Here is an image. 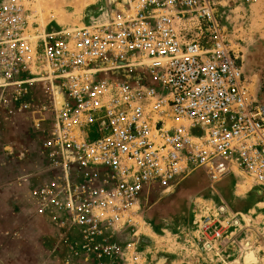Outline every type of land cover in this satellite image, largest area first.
Instances as JSON below:
<instances>
[{
	"label": "built area",
	"instance_id": "1",
	"mask_svg": "<svg viewBox=\"0 0 264 264\" xmlns=\"http://www.w3.org/2000/svg\"><path fill=\"white\" fill-rule=\"evenodd\" d=\"M35 1L0 0L4 102L44 87L34 123L51 177L31 190L35 218L102 258L136 228L149 189L220 165L264 187V81L244 75L219 16L256 0H119L104 23L71 31L40 26ZM228 225L203 219L204 244ZM127 246L120 264H145Z\"/></svg>",
	"mask_w": 264,
	"mask_h": 264
},
{
	"label": "rangeland",
	"instance_id": "2",
	"mask_svg": "<svg viewBox=\"0 0 264 264\" xmlns=\"http://www.w3.org/2000/svg\"><path fill=\"white\" fill-rule=\"evenodd\" d=\"M114 1L119 0H46L42 6L53 7L49 17L56 11L62 13L61 19L43 21L37 12V22L47 31L102 24ZM219 16L244 64L245 74L264 81V0L231 4L222 8ZM43 95V84H36L23 102L7 100L6 111L0 109V132L6 138L5 142L0 139L4 148L0 158H11L7 147L17 145L19 136L28 139L35 133L32 128ZM40 129L39 135L35 133L39 148L45 137ZM41 154L40 150L38 157L34 156L33 167L40 163ZM37 172L45 174L42 166ZM49 180L44 177L32 189ZM154 189L141 201L136 228L117 240L118 251L109 257L82 251L71 229L62 238L55 225L48 222L53 250H49L50 246L46 249L48 256H53L52 264H120L123 257H131L128 242L139 245L145 264H245L243 256L253 252L257 259L250 264H264V187L256 186L235 168L220 165L197 171L177 186ZM205 218L228 222L229 229L221 243L204 244L200 224Z\"/></svg>",
	"mask_w": 264,
	"mask_h": 264
},
{
	"label": "crops",
	"instance_id": "3",
	"mask_svg": "<svg viewBox=\"0 0 264 264\" xmlns=\"http://www.w3.org/2000/svg\"><path fill=\"white\" fill-rule=\"evenodd\" d=\"M4 96L7 95L0 94V109L6 111L8 105L7 101L4 102L7 99ZM11 102L14 103L12 100ZM36 117L38 120V116ZM32 129L37 135L41 132L35 126ZM35 133L28 135V139L19 136L17 145L7 147L11 151V158H0V264H52L53 256H48V251L53 250L49 240L52 235L49 232L50 226L44 219L33 216L31 189L44 177H51L37 172L39 167L44 168L42 157L37 166H32V161L36 158L34 156L38 157L40 153ZM0 139L5 142L4 133L0 132ZM1 140L0 156L4 153ZM27 144L30 145L27 147ZM26 147L27 154L24 153ZM154 190L149 189L146 193ZM47 246H50L48 251Z\"/></svg>",
	"mask_w": 264,
	"mask_h": 264
},
{
	"label": "bare ground",
	"instance_id": "4",
	"mask_svg": "<svg viewBox=\"0 0 264 264\" xmlns=\"http://www.w3.org/2000/svg\"><path fill=\"white\" fill-rule=\"evenodd\" d=\"M44 1H46V0H36L35 1V4H34V6H35V9H36V11L39 13L40 12V17H41V20H45V19H47V20H49V19H51V17L53 18V19H56V20H60L61 19V16H62V13H56V11H55V14H53V15H50V17H49V14H50V11H51V9L53 8V7H51V5L50 4H48V5H50V6H48L47 5V7L44 5V6H42L43 5V2ZM49 3V2H48ZM45 8V9H44ZM44 9V10H43ZM248 252V251H247ZM254 256V257H253ZM243 258H244V256H243ZM254 258H256L257 259V256L254 254V252L253 253H250V254H246V256H245V258L243 259L244 260V262H245V264H250V263H252L253 261H254ZM256 262V261H255Z\"/></svg>",
	"mask_w": 264,
	"mask_h": 264
},
{
	"label": "flooded vegetation",
	"instance_id": "5",
	"mask_svg": "<svg viewBox=\"0 0 264 264\" xmlns=\"http://www.w3.org/2000/svg\"><path fill=\"white\" fill-rule=\"evenodd\" d=\"M239 62H240V64H241V67H242V70H243L244 75H246L245 72H244V70H245V68H244V64H243L242 60L240 59V57H239ZM246 76H247V75H246Z\"/></svg>",
	"mask_w": 264,
	"mask_h": 264
},
{
	"label": "water",
	"instance_id": "6",
	"mask_svg": "<svg viewBox=\"0 0 264 264\" xmlns=\"http://www.w3.org/2000/svg\"><path fill=\"white\" fill-rule=\"evenodd\" d=\"M245 258V257H244Z\"/></svg>",
	"mask_w": 264,
	"mask_h": 264
}]
</instances>
